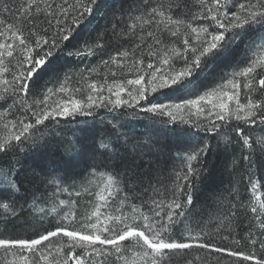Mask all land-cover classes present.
I'll return each instance as SVG.
<instances>
[{"label": "snow or ice", "instance_id": "6c2138e0", "mask_svg": "<svg viewBox=\"0 0 264 264\" xmlns=\"http://www.w3.org/2000/svg\"><path fill=\"white\" fill-rule=\"evenodd\" d=\"M99 4L0 0V264H264V199L239 238L231 201L216 196L207 219L194 211L221 150L264 156V0H125L93 35ZM85 57L97 64L66 67ZM125 61L135 78L87 83L84 72ZM126 116L155 135L126 136ZM77 117L80 147L46 160ZM24 213L26 238L9 227Z\"/></svg>", "mask_w": 264, "mask_h": 264}, {"label": "trees", "instance_id": "16d2710c", "mask_svg": "<svg viewBox=\"0 0 264 264\" xmlns=\"http://www.w3.org/2000/svg\"><path fill=\"white\" fill-rule=\"evenodd\" d=\"M125 0H100L99 7L96 8L95 13L92 19L84 26V30L87 32H92L95 35V31H100L105 24V19H102V16L110 18L113 11L119 9L121 4ZM119 13L117 12V15ZM95 30V31H94ZM256 34L253 33L254 37ZM107 59V56L104 57ZM66 67L72 71L77 69H84L85 66L91 67L92 65L97 64V58H92L89 63V58L85 57L82 62L76 61H66ZM106 70L105 65H100L96 68V71ZM85 73V72H84ZM81 84L78 82H73L70 84V87H80ZM51 87V85H49ZM254 99H260L259 94L253 97ZM129 112L131 109L128 110ZM103 111H101V114ZM84 119L83 117L75 118L74 123H68L63 125L64 130L60 131L57 129V135L49 141V148L45 153V159L51 160L54 157H59L61 153H68L74 151L80 147L78 144H74L75 137L81 135L79 132L80 120ZM121 123L124 124V127L120 131L126 136L144 138L148 135H155L152 131V128L156 127L151 125V122L148 120L141 119H131V120H122ZM250 132L257 134L259 132L258 128L250 129ZM96 133L100 136L105 137V140L111 139L115 142L116 137L107 129H104L101 125L97 124ZM75 134V135H74ZM180 136V139L186 140L189 137ZM125 137H121V142ZM215 144V141H213ZM248 156L247 160H243V156ZM7 157L0 156V164H3V161ZM101 157L97 156L95 158L89 157L87 163L81 162L80 167L87 168L93 163H99ZM235 160L236 163L232 164L231 161ZM111 163L113 166H117V170L122 168V162L119 157L114 158ZM251 181V183H250ZM257 184L256 192L253 193L252 184ZM234 188L235 191L229 193V190ZM92 191H97L95 186H93ZM196 204L194 205L195 212H201L204 215V218L207 219V215L213 214L217 211L218 205L215 203L214 198L216 196L221 197L224 200L225 207L228 202L236 205V217L232 224V228L237 233L236 238L245 236L248 232L249 222L251 220V213L248 211L250 206L256 203L255 196H258L260 199H264V156L261 155L259 151H245L240 148L238 144L230 146L227 152L221 150L218 159L215 162V168L213 169L212 175L209 177L206 183L198 186L197 191L195 192ZM62 198H67L65 195ZM88 199H93L92 197H82L80 199L81 206L87 202ZM2 219V218H0ZM30 217L27 213H24L19 216L18 219L12 221L9 227H16V232L21 237H25L28 233L18 225L25 223L29 220ZM0 227H3V224L0 223ZM179 234V230H178ZM221 235H226V233H221ZM217 241L222 245L227 242H221L220 238L217 237ZM198 255H204L202 252L193 251L189 255V259H193ZM215 255V254H213ZM177 264H183L182 260H178ZM238 264V262H237Z\"/></svg>", "mask_w": 264, "mask_h": 264}, {"label": "rangeland", "instance_id": "374dc122", "mask_svg": "<svg viewBox=\"0 0 264 264\" xmlns=\"http://www.w3.org/2000/svg\"><path fill=\"white\" fill-rule=\"evenodd\" d=\"M124 63L128 64V66L117 67L115 65L110 64L105 66L106 70L95 71L91 75L85 72L84 75L88 77L87 83H92L93 81L100 83L103 82L105 79H107L109 83H111L113 80H120L126 82L128 79L135 78V72L134 69L131 68V62L125 61ZM241 102L242 103L247 102L243 89H241ZM109 119H111V116H109ZM131 119H136V117L126 116L123 120H131Z\"/></svg>", "mask_w": 264, "mask_h": 264}]
</instances>
